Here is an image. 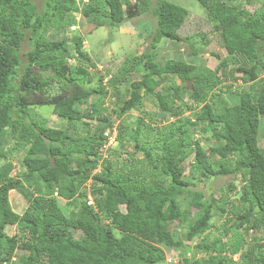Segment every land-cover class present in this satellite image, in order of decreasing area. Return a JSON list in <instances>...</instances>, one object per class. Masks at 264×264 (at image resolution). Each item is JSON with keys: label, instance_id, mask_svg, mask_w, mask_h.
<instances>
[{"label": "trees", "instance_id": "trees-1", "mask_svg": "<svg viewBox=\"0 0 264 264\" xmlns=\"http://www.w3.org/2000/svg\"><path fill=\"white\" fill-rule=\"evenodd\" d=\"M129 1L88 0L81 12L99 26L119 27ZM139 1V12L153 18L155 27L149 50L137 61L140 78L131 80L122 94L120 86L131 73L126 66H120V71L125 68L120 77L107 73L106 89V73L93 75L88 69L95 62L82 49L83 37L47 38L50 28L75 25V0H43L40 8L33 0H0V264H159L165 258L163 246L181 253L178 262L169 264H231L224 252L237 254V264H264V244L256 236L264 234V148L258 144L264 130V0H196L226 51L213 70L196 64V51L187 59L173 53L156 60L160 43L191 42L196 34H179L189 15L181 4ZM254 2H259L255 9L245 7ZM71 57L77 63L69 64ZM230 78L241 85L211 93ZM52 82L59 89L47 93ZM107 94L115 96L118 145L130 149L111 163L102 158L103 172L90 177L101 158L103 132L113 124L111 117L97 115V104ZM144 96L170 116L194 110L184 123L163 129L158 162L141 140L140 120L122 115L136 109ZM43 105H50L61 127L47 125L34 110ZM96 116L101 123L93 127ZM200 123L211 129L214 145L209 150L221 161L211 162L191 138L189 127ZM136 152L150 164L149 176L144 179L139 166L124 182L112 165L135 164ZM16 154L21 156L18 166ZM190 155L185 171L181 163ZM209 175H232L217 197L195 183ZM88 178L93 205L87 204L82 189ZM12 189L27 196L20 213L10 201ZM56 197L73 207H62ZM215 214L229 222L224 234L237 232L228 242L221 237L205 241ZM170 222L186 224V243ZM9 224L13 234L5 230ZM241 230L253 233L251 242L244 241Z\"/></svg>", "mask_w": 264, "mask_h": 264}, {"label": "rangeland", "instance_id": "rangeland-1", "mask_svg": "<svg viewBox=\"0 0 264 264\" xmlns=\"http://www.w3.org/2000/svg\"><path fill=\"white\" fill-rule=\"evenodd\" d=\"M38 8L41 7V3L43 0H33ZM76 10L73 11L74 17L76 16L75 25L69 26L64 29H57L56 27L50 28L46 33V36L49 40H60L66 39L70 41L72 37L81 36L83 37L82 49L85 50L92 61L95 62V66L88 68L90 73L95 75L99 72L106 73L104 75V79L102 83L105 85L106 89H108V78L109 75L107 73H111L113 75L115 72L120 77L122 75V70H119L121 65L127 67V69L131 72L128 78V81L121 84L120 92L127 93L129 82L133 79H139L140 73L137 71V61L140 57V54L144 50H149L151 35L154 31L155 21L153 18L148 17L143 13H140L136 3H140L139 0L136 2L129 1V5L124 7L125 11V21L119 27L112 26H99L95 23V19L93 17V21L87 20L83 17V14H79V9L82 8L88 0H75ZM155 0H151L153 2ZM175 1L182 6L186 7L189 10V15L183 25L179 29V34L184 36L187 34H191L193 36L191 38V42H177V45L170 44L168 42L160 43V47L156 49V60L162 61V58H169L173 56V53L179 56H183L187 59L192 57L194 51L197 52L196 64L200 66H206L210 69H215L221 58L225 57L226 51L220 46L218 41L219 35L212 31V22L208 19V15L205 13L203 7L199 5L196 0H172ZM259 2H254L252 4H245V7L249 10H253L258 6ZM98 27H97V26ZM199 32L205 33L206 36L203 38L199 35ZM163 44V45H162ZM165 46V47H164ZM24 48V45H23ZM73 52V50H72ZM69 64L77 63V60L73 57L68 58ZM192 60V59H191ZM136 62L132 67L130 66L132 62ZM139 65V64H138ZM232 66H230L231 68ZM220 74V72H218ZM235 75H240L235 72ZM117 76V78H118ZM231 85L230 89H233L239 85H241V81H234L232 78L223 81L219 87L215 88L211 93H217L218 91L224 92L227 89V86ZM160 88H163V86ZM59 89L58 85L52 82L50 88H47V93L56 92ZM115 100V96L111 94H107L104 97V101L97 104L99 108L98 116L100 117H111L112 126H115L119 119L116 116V112L114 111L115 104L113 101ZM190 101V100H189ZM177 102H180L179 100ZM36 110L42 117L46 119V123L49 126L53 127H61L62 121L52 113V108L50 105H43L36 107ZM194 110H184L178 115L164 114L159 112V107L157 101L154 100L151 96H144V99L141 104L136 109H132L127 113H122V115H127L129 121L138 118L140 120L141 126V140L145 142V147L150 150V157L158 162L162 155V139L160 138L163 129L166 127L170 130L172 124L184 123L188 117H191ZM98 117L96 116L95 121H91L93 127H97L101 122L97 121ZM171 123V124H170ZM148 126L152 127V129L148 128ZM209 127V126H208ZM114 128H112L113 130ZM150 129V130H149ZM115 131V129H114ZM192 139H197L203 150L206 152L209 160L211 162L221 161L220 157H216L212 153H210L209 148L214 145V141L212 138L211 129L207 128L205 124H198L189 127L188 130ZM258 144L260 147L264 148V130L260 129L258 135ZM129 145H124L121 147L118 145L116 141L113 143L111 148L109 149V153L101 154V158L98 162H101L102 158L108 159V162H113L116 157H122L129 151ZM115 150V151H114ZM14 157V163L16 166L19 164V160L21 158L20 154H16ZM191 156H187L181 163L183 170H187L188 163L191 161ZM135 164H133V160L127 163H114L112 165L113 173L119 174L124 182H126V176L134 177V171L137 167L143 166L144 168V179H147L149 176V171L151 169L150 164L147 162L143 154L135 153ZM132 162V163H131ZM215 167L217 163H214ZM16 169H18L16 167ZM103 171V166L100 169V173ZM133 174V175H132ZM148 175V176H147ZM232 175H220L214 176L209 175L203 181H196V185L198 188L203 189L205 193H212L215 197H217L220 193V189L225 188V186L230 181ZM236 185L239 187L238 180H236ZM86 193H88L87 185L85 184L82 188ZM24 191L21 192L19 189H12L9 191V198L14 211L21 212L28 204L27 196L24 195ZM234 195H231L233 199ZM57 202L66 208H72L73 204L69 201H64L62 198H57ZM104 222H110V218L105 214L102 215ZM212 227L209 229L205 236V241L210 242L211 240L221 237L223 241L228 242L230 236L232 237L237 232L230 231L227 234H224V227L229 225V222L225 219V217H220L215 214L211 219ZM169 227L173 232L178 236L177 238L182 239L183 243L185 241V233H186V224H177L175 222H170ZM6 232L9 234H13L16 230L14 225L9 224L5 228ZM74 235L77 236L80 234V231L75 229ZM241 233L244 235V241L251 242L250 235L253 233L245 234L244 231L241 230ZM262 235V236H261ZM258 233L257 239L260 244H264V240L260 239L264 236L263 233ZM231 240V239H230ZM196 239H194L195 243ZM187 245H190L189 243ZM165 250V258L159 264H169L176 263L181 259V253L178 252L177 249L168 248L167 246H163ZM20 252V251H18ZM17 252V253H18ZM261 253L264 254V247L261 249ZM192 255V249L188 248V256ZM224 255L230 258L232 261L231 264H237L239 261V257L235 255L231 257V253L224 252ZM202 257L201 253L197 254V257ZM233 258V259H232Z\"/></svg>", "mask_w": 264, "mask_h": 264}, {"label": "clouds", "instance_id": "clouds-1", "mask_svg": "<svg viewBox=\"0 0 264 264\" xmlns=\"http://www.w3.org/2000/svg\"><path fill=\"white\" fill-rule=\"evenodd\" d=\"M130 1H133V2H136V0H130ZM87 4V3H86ZM85 4V5H86ZM124 7L125 6H123V9H124ZM79 11V14H81L82 12H81V8L78 10ZM83 14V13H82ZM189 80V79H188ZM116 126V125H115ZM115 126H111V127H107L105 130H104V132H103V134L105 135V137H104V139H103V141H102V143H101V145L99 146V148H98V154L100 153V154H106V153H109V149L111 148V146L113 145V143H115L116 141H117V131H116V127ZM112 128H114L115 129V131H114V129L112 130ZM114 132H115V134H114ZM113 134H114V138H113V140L112 141H110L109 143L107 142L108 140H109V138L111 137V136H113ZM102 161V160H101ZM100 162H98V164L92 169V171H91V175H90V177L93 175V174H101L100 173V169H101V165L99 164ZM90 183H91V179L90 178H88L87 179V181L86 182H84V185L86 184L87 185V188L89 189L90 188ZM85 198H86V202H87V204H91V205H93L94 203H93V199H92V196H91V194H90V190H88V193H86L85 192ZM236 256V257H238V255L237 254H233V255H231V257L232 256ZM233 259V258H232Z\"/></svg>", "mask_w": 264, "mask_h": 264}, {"label": "water", "instance_id": "water-1", "mask_svg": "<svg viewBox=\"0 0 264 264\" xmlns=\"http://www.w3.org/2000/svg\"><path fill=\"white\" fill-rule=\"evenodd\" d=\"M186 89H191V80H186Z\"/></svg>", "mask_w": 264, "mask_h": 264}, {"label": "built area", "instance_id": "built-area-1", "mask_svg": "<svg viewBox=\"0 0 264 264\" xmlns=\"http://www.w3.org/2000/svg\"><path fill=\"white\" fill-rule=\"evenodd\" d=\"M114 134H115V132H114ZM114 134H113V136H111V137L109 138V140L107 141L108 143H109L110 141L113 140V138H114Z\"/></svg>", "mask_w": 264, "mask_h": 264}, {"label": "bare ground", "instance_id": "bare-ground-1", "mask_svg": "<svg viewBox=\"0 0 264 264\" xmlns=\"http://www.w3.org/2000/svg\"><path fill=\"white\" fill-rule=\"evenodd\" d=\"M165 47V46H164Z\"/></svg>", "mask_w": 264, "mask_h": 264}]
</instances>
